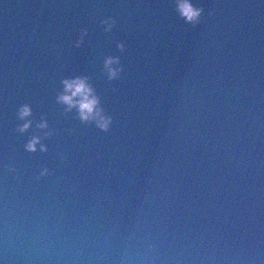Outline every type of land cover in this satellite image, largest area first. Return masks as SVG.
Masks as SVG:
<instances>
[{"label": "water", "instance_id": "95a60500", "mask_svg": "<svg viewBox=\"0 0 264 264\" xmlns=\"http://www.w3.org/2000/svg\"><path fill=\"white\" fill-rule=\"evenodd\" d=\"M183 2L0 0V264H264V0Z\"/></svg>", "mask_w": 264, "mask_h": 264}, {"label": "clouds", "instance_id": "9594fccd", "mask_svg": "<svg viewBox=\"0 0 264 264\" xmlns=\"http://www.w3.org/2000/svg\"><path fill=\"white\" fill-rule=\"evenodd\" d=\"M180 7L182 9L183 15L189 21H195L200 15V10L194 9L189 0H184V2L181 3ZM113 63H118V61H115L111 58L107 61V65L110 70V75L112 77H116L118 75V70L111 67ZM65 90L67 93L70 94L62 96L61 100L68 104L70 107L78 105L80 108L82 119H95L101 128H108L109 124L111 123V120L109 117L104 116L102 114V111L97 110V105L99 104V101L97 98L91 95L92 89L89 87L85 80L77 79L74 81H65ZM76 97H82V99L77 101L75 99ZM29 114L30 109L25 107L22 110V116H27ZM25 127H27V125H25ZM37 142L38 140H34L31 144H29V150L34 151Z\"/></svg>", "mask_w": 264, "mask_h": 264}]
</instances>
